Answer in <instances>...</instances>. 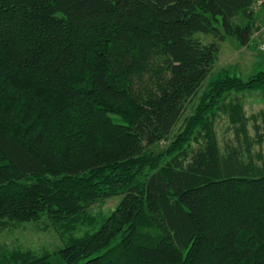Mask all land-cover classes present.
I'll return each mask as SVG.
<instances>
[{
    "label": "trees",
    "instance_id": "obj_1",
    "mask_svg": "<svg viewBox=\"0 0 264 264\" xmlns=\"http://www.w3.org/2000/svg\"><path fill=\"white\" fill-rule=\"evenodd\" d=\"M258 1L0 0V226L47 215L61 233L121 196L60 264H264V115L253 139L240 103L264 70L214 78L185 116L218 51L203 39L247 46ZM220 114L234 131L222 150Z\"/></svg>",
    "mask_w": 264,
    "mask_h": 264
},
{
    "label": "rangeland",
    "instance_id": "obj_2",
    "mask_svg": "<svg viewBox=\"0 0 264 264\" xmlns=\"http://www.w3.org/2000/svg\"><path fill=\"white\" fill-rule=\"evenodd\" d=\"M251 10L253 13L252 33L247 46L240 47L235 39L231 37H223V41L210 37L203 39L205 43L215 42L218 51L202 90L191 107L187 109L185 116L192 113L200 96L207 91V84L214 78L228 74L246 81L257 72L264 70V0L254 3ZM234 20L241 26H245L247 23L241 16ZM243 97L246 103L244 102L242 105V115L248 135L252 128V116L264 115V92H245L241 95V99ZM215 119L216 123L214 127H210V130L216 135L222 150L225 141L227 144L229 140L233 139L234 131L230 128L228 118L225 115L220 114ZM180 125L181 123L176 126L167 141L156 144L155 152L161 151L170 143L173 136L178 132ZM200 130L199 132H201ZM121 199V196H116L92 204L81 216L85 218L82 219V222L75 224L72 228H65L61 233L47 215H42L38 220L32 222H7L0 226V255L5 252L30 251L36 256L48 254L54 264H60L57 254L64 247V241L70 237L80 238L97 232L102 219H105L114 211ZM66 222L64 221V223Z\"/></svg>",
    "mask_w": 264,
    "mask_h": 264
},
{
    "label": "crops",
    "instance_id": "obj_3",
    "mask_svg": "<svg viewBox=\"0 0 264 264\" xmlns=\"http://www.w3.org/2000/svg\"><path fill=\"white\" fill-rule=\"evenodd\" d=\"M261 92V91H260ZM253 93H258V92H253ZM243 99V100H242ZM241 99V104L243 105L244 104V102H245V98L243 97ZM251 99V98H250ZM246 103V102H245ZM255 121V122H254ZM254 122V123H253ZM251 123H252V128H251V130H250V137L251 138H255V136H256V133H255V131H254V125L256 124V125H259V118H256L255 120H253V116H252V120H251ZM263 148H264V144H263V146L261 147V148H259L258 146H256L255 147V149H253V153L255 154V155H257L258 156V154L260 153V154H262V156L264 155V150H263Z\"/></svg>",
    "mask_w": 264,
    "mask_h": 264
}]
</instances>
